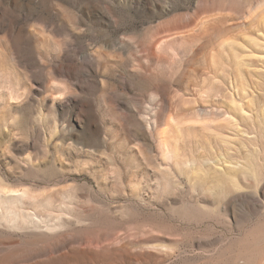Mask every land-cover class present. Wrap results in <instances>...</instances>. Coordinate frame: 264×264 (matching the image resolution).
<instances>
[{
  "label": "rangeland",
  "instance_id": "374dc122",
  "mask_svg": "<svg viewBox=\"0 0 264 264\" xmlns=\"http://www.w3.org/2000/svg\"><path fill=\"white\" fill-rule=\"evenodd\" d=\"M0 264H264V0H0Z\"/></svg>",
  "mask_w": 264,
  "mask_h": 264
}]
</instances>
